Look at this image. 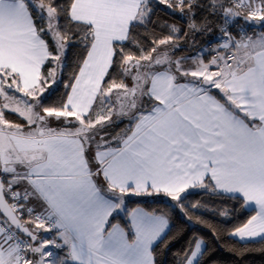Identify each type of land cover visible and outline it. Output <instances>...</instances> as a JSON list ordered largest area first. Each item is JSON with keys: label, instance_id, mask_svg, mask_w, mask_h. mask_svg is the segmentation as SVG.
I'll return each mask as SVG.
<instances>
[{"label": "snow or ice", "instance_id": "6c2138e0", "mask_svg": "<svg viewBox=\"0 0 264 264\" xmlns=\"http://www.w3.org/2000/svg\"><path fill=\"white\" fill-rule=\"evenodd\" d=\"M155 3L183 26L157 24L152 0H0V264H157L169 219L129 211L130 194L188 220L189 189L232 194L255 214L230 235L264 240V0ZM70 46V91L46 106L42 68ZM203 244L181 264H201Z\"/></svg>", "mask_w": 264, "mask_h": 264}, {"label": "trees", "instance_id": "16d2710c", "mask_svg": "<svg viewBox=\"0 0 264 264\" xmlns=\"http://www.w3.org/2000/svg\"><path fill=\"white\" fill-rule=\"evenodd\" d=\"M152 7L155 13L153 20L157 24L163 21L176 23L183 26L184 22L179 15H173L171 10L163 4H156L152 0ZM157 35H166L167 30L162 27L150 25ZM143 32V29H140ZM150 36L151 32L144 33ZM214 36H219L218 32H213ZM212 36H199L197 45L199 47H208L207 41ZM144 46L148 45V40L143 39ZM182 43H188L182 41ZM135 51V48L132 49ZM195 51V49H193ZM83 54L82 47L70 46L63 57V63L60 73L56 70V82L54 85L49 79L51 85L46 90V95L42 97L46 106H58L66 98L70 91L66 85L73 83L72 76L76 72L78 61ZM187 52H181L180 55H187ZM207 54V53H206ZM55 68L51 61L45 63L42 73L47 74L50 69ZM12 116L14 122H22L15 115ZM115 119V118H114ZM53 126H57L53 123ZM127 126V120L113 125L112 132H120ZM190 195L186 203H199L201 207L188 210L191 220L186 219L185 214L179 209L171 206L174 202L170 198L160 195L136 196L128 195L125 197V204L130 211L135 206H142L150 212L164 214L170 221V227L161 241H158L156 248L157 264H181L183 253L193 242L202 238L205 241L204 255L200 257L201 264H264V240L240 241L230 233L238 226H241L255 212L252 209L240 207V201L232 195L224 193H212L204 189H189ZM225 213V214H222ZM123 226L128 217L122 213L117 218ZM63 256V250L61 251Z\"/></svg>", "mask_w": 264, "mask_h": 264}, {"label": "rangeland", "instance_id": "374dc122", "mask_svg": "<svg viewBox=\"0 0 264 264\" xmlns=\"http://www.w3.org/2000/svg\"><path fill=\"white\" fill-rule=\"evenodd\" d=\"M215 46V45H214ZM206 49V53H207V50H208V47H204ZM214 55V53H212ZM64 57V56H63ZM63 57L61 58V61L63 63ZM60 68L61 67H57L56 64H55V68L54 69H57V72L60 73ZM55 75H56V70H55ZM57 79V78H56ZM57 82L54 84L56 85ZM46 95V91L45 93L43 94V96ZM53 123H56L55 120H53ZM42 231V230H41ZM40 236L42 238H53V239H56V236H55V230H53L52 232H44L42 231ZM59 242V241H58ZM62 251V250H61Z\"/></svg>", "mask_w": 264, "mask_h": 264}, {"label": "crops", "instance_id": "0c3cea01", "mask_svg": "<svg viewBox=\"0 0 264 264\" xmlns=\"http://www.w3.org/2000/svg\"><path fill=\"white\" fill-rule=\"evenodd\" d=\"M257 31H259V29H257ZM7 119H9L10 121H13L12 120V116H8V117H6ZM14 122V121H13ZM17 123H19V122H17ZM229 195H232V194H229ZM137 207H139V208H142L143 210H145V211H148V210H146L145 208H143L142 206H135V207H133L132 209H134V208H137ZM131 209V210H132ZM249 209H252L251 207H249ZM150 212V211H149ZM120 223V222H119ZM122 225V224H121ZM123 226V225H122ZM169 227H170V221H169ZM169 229V228H168ZM168 229H166V232L168 231ZM41 232L42 231H40V234H41ZM165 232V233H166ZM235 238H237L238 240H240V241H250V240H257V239H260V237H255V238H251V239H249V238H245L244 240H241L239 237H237V236H234ZM198 239H202V238H198ZM203 240V239H202ZM204 241V240H203ZM204 247H205V241H204V244L202 245V251L204 250Z\"/></svg>", "mask_w": 264, "mask_h": 264}, {"label": "built area", "instance_id": "2783aa9c", "mask_svg": "<svg viewBox=\"0 0 264 264\" xmlns=\"http://www.w3.org/2000/svg\"><path fill=\"white\" fill-rule=\"evenodd\" d=\"M215 44H213V47H214ZM214 53V52H213ZM215 54V53H214Z\"/></svg>", "mask_w": 264, "mask_h": 264}]
</instances>
